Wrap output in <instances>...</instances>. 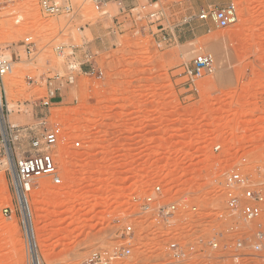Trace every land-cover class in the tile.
Masks as SVG:
<instances>
[{
	"label": "rangeland",
	"instance_id": "rangeland-1",
	"mask_svg": "<svg viewBox=\"0 0 264 264\" xmlns=\"http://www.w3.org/2000/svg\"><path fill=\"white\" fill-rule=\"evenodd\" d=\"M56 1L71 11L51 16L39 0L0 1V58L12 68L1 84L0 264H31L14 160L55 124L61 183L42 177L27 194L38 201L29 206L40 264H82L116 244L136 212L132 195L155 183L215 207L232 163L264 166V0H234L238 23L210 32L198 10L232 0H105L101 11L91 0ZM24 44H34L31 53ZM196 51L214 66L190 89L180 73ZM158 246L134 247L113 264H163Z\"/></svg>",
	"mask_w": 264,
	"mask_h": 264
},
{
	"label": "built area",
	"instance_id": "built-area-1",
	"mask_svg": "<svg viewBox=\"0 0 264 264\" xmlns=\"http://www.w3.org/2000/svg\"><path fill=\"white\" fill-rule=\"evenodd\" d=\"M91 1L96 11L106 5L105 0ZM39 5L51 16L71 11L69 3L59 4L56 0H39ZM141 8L145 9V5ZM196 19L207 24L208 32L212 28L233 27L239 21L238 5L234 0L223 6L207 5L198 10ZM33 47L34 44H24V51L31 53ZM213 66L214 58L210 53L196 51L190 61L182 65L180 75L185 76L188 88L192 89L197 76L212 72ZM11 69L10 60L0 59V106L2 79ZM68 81L71 82V77ZM53 98L51 88L42 105L48 107ZM63 139L58 124L45 128L30 138L33 153L14 160L15 190L20 206L27 209L26 195L37 179L48 177L53 184L61 183L51 149ZM73 145L77 147L80 142L76 140ZM220 148V144L213 146L215 151ZM249 169L240 161L226 169L217 189L221 204L215 207L165 192L159 182L143 194H133L131 203L136 212L128 215L118 242L95 250L82 264H113L130 257L134 247L147 250L155 241L159 244V260L163 264H264V166ZM3 212L11 216L9 208H4ZM22 223L27 232L23 220ZM33 248L31 264H40L35 243Z\"/></svg>",
	"mask_w": 264,
	"mask_h": 264
},
{
	"label": "bare ground",
	"instance_id": "bare-ground-1",
	"mask_svg": "<svg viewBox=\"0 0 264 264\" xmlns=\"http://www.w3.org/2000/svg\"><path fill=\"white\" fill-rule=\"evenodd\" d=\"M0 59H3V58H0ZM10 166H12V165L10 164ZM37 202L38 201L36 200V201H32L29 204V201L27 200V209L25 207H23V206L21 207V209L23 210V214H24L23 217H24L25 226L27 228V234H28V238H29V241H30V243H29L30 244V250H31V253L32 254L34 253L33 244L35 243V241L32 242L33 232L31 230H32V227H33V220H32L31 209H30V206L29 205L35 206L37 204ZM35 217L38 218V219L41 218L42 217V213H36ZM29 225H30V227H29Z\"/></svg>",
	"mask_w": 264,
	"mask_h": 264
}]
</instances>
